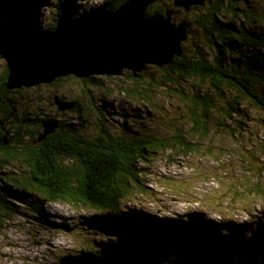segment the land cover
Segmentation results:
<instances>
[{
    "label": "rangeland",
    "instance_id": "374dc122",
    "mask_svg": "<svg viewBox=\"0 0 264 264\" xmlns=\"http://www.w3.org/2000/svg\"><path fill=\"white\" fill-rule=\"evenodd\" d=\"M58 1L0 0V36L49 34L55 24ZM60 1L65 7L68 25H73L82 15L96 13L107 0ZM237 2L241 7L249 6V13V9L257 11L261 18L249 27L264 31V0ZM172 4L168 7L174 8ZM195 13L182 11L180 15L179 21L190 22L192 26L185 42L186 49L197 43H207L201 36L202 31L196 27ZM235 18L240 20V15ZM12 61L4 53L0 40V77ZM143 74L145 78L141 82L131 78L130 71L121 76L95 75L91 77L95 82L89 81L90 78L85 82L71 75L61 77V81L57 79L50 84L10 93L21 110L22 118L17 124L23 126L24 120L30 124L23 130L25 133L21 134L19 141H25V146L29 141L37 143L40 128L47 121L60 123V128L78 129L81 138L94 137L100 128L99 112L105 114L108 127L118 135L125 131L135 136L156 134L169 138L181 129L185 138L193 143L192 150L185 151L174 145L173 149L150 155L148 161H140L138 169L144 172L139 177L145 181V190L141 193L134 189L133 196L124 200V207L156 216L169 226L190 224L221 234L229 233L227 226L246 228L245 238H252L264 228V111L245 100L242 109L246 111L247 119L243 122L238 117L226 119V113H220V107L212 110L202 103L182 98L184 93L191 96L200 87H209L208 82L199 79L184 81L176 74H172L174 84L156 87L148 92L151 99L143 100L127 90L139 89L147 85L149 79L162 85L167 82L168 73L152 66ZM208 91L220 105H226L227 101L221 104L219 96L210 89ZM191 108H195L198 115H205L209 123L207 134L193 132ZM216 126L222 129L218 130ZM1 134L3 140L12 136L8 129ZM19 157L11 162L0 154V191L21 192L22 189L11 179L32 176L25 158ZM7 193L4 194L11 196ZM35 195L34 199L43 203L42 215L35 212L36 208L29 207V203H22L17 198L11 199L9 205L20 207L18 212L7 217V212L0 210V264H67L89 245L83 247L81 244L85 242L84 237L89 238L86 234L89 222L95 225L90 234H96L91 247L98 246V243L112 247L119 244L115 241L123 244L124 234L129 235L128 240L134 239L144 246L162 245L155 237L135 228L122 226L107 230L96 224L103 215L85 207L47 202L34 193L31 197ZM58 227L63 228L55 230ZM171 241L172 238H168L165 243L170 244L172 258L179 263L187 261L185 248Z\"/></svg>",
    "mask_w": 264,
    "mask_h": 264
},
{
    "label": "trees",
    "instance_id": "16d2710c",
    "mask_svg": "<svg viewBox=\"0 0 264 264\" xmlns=\"http://www.w3.org/2000/svg\"><path fill=\"white\" fill-rule=\"evenodd\" d=\"M127 1L107 0L96 13L84 14L73 25H68L65 7L59 0L55 24L49 34L37 36L38 33H31L26 37L8 34L3 38L0 36L4 53L14 60L0 77V103L6 99L15 102L10 93L17 90L9 91L7 82L17 61L26 58L35 49L45 47L51 39L66 37L81 26L93 23L100 15L118 10ZM244 1L250 3L251 0ZM171 4L167 1L153 4L149 8L148 16L164 14ZM238 4L237 0H209L204 7L194 8L192 12H196V27L202 31L201 36L207 43H197L186 49L187 45L184 42V54L176 57L171 65L162 69L168 73L166 83L159 85L154 79H149L147 85L127 92L134 97L150 100L148 92L155 90L156 87L174 84L172 74H176L184 81L199 79L203 83L208 82L209 87L203 89L200 87L191 96L184 93L182 98L202 103L204 107L212 110L220 107V113H226V119L238 117L242 118V122L243 119H247L246 111L242 109L245 100L250 101L260 111H264V31L249 27L259 21L261 16L251 9L249 13V6L241 7ZM172 5L174 6V3ZM235 15H240V20H237ZM180 22L187 26L190 35L191 23L178 21ZM151 67L149 66L147 70ZM143 73L136 78L130 71V76L141 82L145 78ZM58 80L61 81L62 78ZM94 80L95 78L89 79L95 82ZM208 89L219 96L221 104L227 101L226 105H220ZM194 109L191 108L193 132L198 135L207 134L209 123L205 120V115H198ZM98 118L100 128L94 137L88 139L81 138L78 129L68 130L59 127L44 141L37 143L29 141L25 146V141H19V137L30 125L27 120V125L16 128L11 143L4 145L1 136L0 154L6 158L5 160L12 162L22 156L32 169L30 178L11 179L12 183H17L22 189L21 192L7 193L5 189L0 191V210L7 212V217L20 209L9 205V201L16 198L22 203H29V207L36 208L35 212L42 215L43 203L35 200L36 195L31 197L34 193L40 197L39 199L42 197L47 202L82 206L95 211L97 215H103V218L96 220V224L107 230L122 226L135 228L136 231L162 242L160 246H144L142 243L134 242V239L128 240L129 235L124 234L123 244L115 241L119 244L112 247L102 243L91 247L96 234H90L95 225L89 222L88 233L85 231L89 238L84 237L85 242L81 243L83 247L89 245L84 248V252L67 264H264V228L259 229L252 238L246 239L244 236L248 231L246 228L225 226L229 231V235H226L220 231L208 232L203 227L198 228L190 224L169 226L165 220L141 210L126 209L123 205L124 200L133 196L134 189L143 193L146 187L145 181L139 177L144 172L138 169L140 161H148L150 155L173 149L174 145L190 151L193 143L185 138L181 129H178L175 136L169 138L156 134L135 136L125 131L118 135L108 127L103 112H99ZM216 128L222 129L219 126ZM40 129L41 136L44 133L43 124ZM6 178L10 181L9 176ZM62 228L58 227L55 230ZM168 238H172L170 243L185 248L187 261L179 263L172 258L170 244L165 243ZM96 248L100 250L95 251Z\"/></svg>",
    "mask_w": 264,
    "mask_h": 264
},
{
    "label": "water",
    "instance_id": "95a60500",
    "mask_svg": "<svg viewBox=\"0 0 264 264\" xmlns=\"http://www.w3.org/2000/svg\"><path fill=\"white\" fill-rule=\"evenodd\" d=\"M161 1H172L174 8L148 16L149 8ZM208 1L128 0L118 10L100 15L66 37L51 39L45 47L17 61L7 89L33 88L70 75L89 79L95 75L121 76L127 70L138 78L149 66L165 69L184 54L183 43L189 39L187 26L178 23L181 11L191 12ZM43 126L39 141L55 133L59 123L47 121Z\"/></svg>",
    "mask_w": 264,
    "mask_h": 264
},
{
    "label": "flooded vegetation",
    "instance_id": "af4514ba",
    "mask_svg": "<svg viewBox=\"0 0 264 264\" xmlns=\"http://www.w3.org/2000/svg\"><path fill=\"white\" fill-rule=\"evenodd\" d=\"M19 118H22L21 110L15 102L11 99H6L0 103V138L2 136V132L6 129L9 130L10 134L12 135L11 138L8 140L9 143L12 142L16 128L19 126L17 123L19 122ZM24 125L27 124V121H23ZM25 132H23L24 134ZM2 141H0V145Z\"/></svg>",
    "mask_w": 264,
    "mask_h": 264
},
{
    "label": "bare ground",
    "instance_id": "6f19581e",
    "mask_svg": "<svg viewBox=\"0 0 264 264\" xmlns=\"http://www.w3.org/2000/svg\"><path fill=\"white\" fill-rule=\"evenodd\" d=\"M41 35V34H40Z\"/></svg>",
    "mask_w": 264,
    "mask_h": 264
}]
</instances>
